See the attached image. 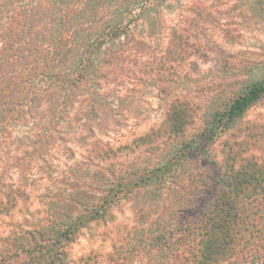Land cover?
<instances>
[{
  "label": "rangeland",
  "instance_id": "374dc122",
  "mask_svg": "<svg viewBox=\"0 0 264 264\" xmlns=\"http://www.w3.org/2000/svg\"><path fill=\"white\" fill-rule=\"evenodd\" d=\"M156 3V18L137 33L147 50L144 46L140 57L127 54L128 70L139 73L137 79L128 73L123 86L112 82L109 106L100 100L95 117L88 112L92 100L77 96L70 124L61 122L51 139H43L50 130L22 124L11 139L0 140V264L26 260L23 247L34 245L25 232L42 225L44 235L56 234L74 210L81 213L77 201L85 194L103 206L113 182H122V191L103 215L62 240L63 264H81L90 255L95 264H164L162 254L169 252L152 240L158 227L174 215L180 219L179 211L186 214L191 203L202 205L203 196L194 191L202 180L210 185L211 157L222 162L218 143H209L208 154L185 160L176 178L167 174L149 187L137 181L144 170L162 167L173 156L178 143L167 135L171 117L188 116L192 137L207 128L211 110L232 93L264 82V0ZM41 108L38 119L49 116L47 103ZM236 130L241 141L248 134L246 140L257 144L251 153L264 158V100L246 112Z\"/></svg>",
  "mask_w": 264,
  "mask_h": 264
},
{
  "label": "trees",
  "instance_id": "16d2710c",
  "mask_svg": "<svg viewBox=\"0 0 264 264\" xmlns=\"http://www.w3.org/2000/svg\"><path fill=\"white\" fill-rule=\"evenodd\" d=\"M156 2L0 0V140L11 139L22 124L31 125L30 130H50L43 139H51L61 122L70 124L66 120L77 96L92 100L88 112L95 117L100 103L109 106L110 94L115 93L112 82L123 86L128 73L137 79L139 73L128 70L127 54L137 57L147 50L137 33L156 18ZM162 61L159 66L164 67ZM262 100L264 82L232 93L221 108L211 110L207 128L192 137L186 129L188 116L179 112L170 118L173 126L167 135L178 143L174 154L162 167L144 170L137 184L149 187L167 174L176 178L185 160L210 152V142L221 146L222 162L211 157V183L202 180L194 191V196H203L202 205L191 203L186 214L179 211L180 219L174 215L158 227L152 240L157 249L169 252L162 254L164 264H264V158L251 153L257 144L246 140L248 134L242 141L236 134V125ZM43 102L49 116L38 119ZM111 185L101 207L86 194L77 201L81 213L74 210L66 216L56 234L44 235L42 225L25 232L34 246L23 247L29 255L21 264H63L62 240L103 215L105 205L122 191V182ZM95 259L90 255L81 264H95Z\"/></svg>",
  "mask_w": 264,
  "mask_h": 264
}]
</instances>
